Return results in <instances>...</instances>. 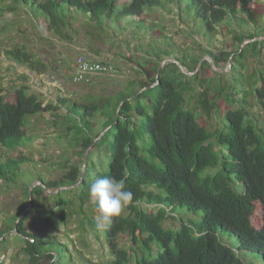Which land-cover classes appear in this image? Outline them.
Here are the masks:
<instances>
[{"label": "trees", "instance_id": "16d2710c", "mask_svg": "<svg viewBox=\"0 0 264 264\" xmlns=\"http://www.w3.org/2000/svg\"><path fill=\"white\" fill-rule=\"evenodd\" d=\"M171 1L178 16L183 13L200 22L203 30L215 31L210 38L218 32L216 27L239 18L236 29L241 30L233 32L236 44L219 54L209 49L193 56L167 49L147 52L138 72L140 81L99 99L58 98L56 104H44L26 84L16 89L14 101L0 94V144L20 145L28 116L45 111L55 115L65 107L69 121L64 137L80 149L74 152V162L64 163L66 171L60 178L40 176L32 188V201L23 202L0 227V246L7 243L10 232L23 242L25 264H73L67 244L27 229L26 220L33 212L51 229L64 226L69 234V224L75 221L80 231L93 232L102 244L104 240L109 256L101 264H264V129L246 106L250 90L264 111V84L258 86L264 81V69L249 73L253 77L239 75L228 84L209 60L198 68L208 54L219 69L231 62L230 74L235 77L249 55H260L264 39L258 38L264 30L254 32L249 25L259 23L258 5L264 0ZM163 5L162 0H14L8 9L15 12L22 7L32 21L45 22L47 32L71 49L78 45L75 36L82 33L86 51L101 56L105 52L92 40L112 43L118 29L125 32L135 20H145L150 10ZM247 39L251 41L241 46ZM4 54L38 73L51 67L25 46L8 48ZM171 57L197 71L188 75L173 61L162 65ZM206 68L219 77L201 78ZM242 79L250 88L239 98L233 89L244 85ZM221 97L224 109L218 103ZM97 113L103 117L100 130H95L93 120ZM213 113L220 114L223 124L212 131L207 122ZM96 152L99 159H94ZM20 161L10 158L0 163V178L13 179ZM63 186L72 187L60 189ZM25 191L30 199L29 188ZM258 211L261 225L254 223ZM169 219L179 226H166ZM122 235L130 239L129 246L120 244ZM224 236L233 237L237 247L229 246Z\"/></svg>", "mask_w": 264, "mask_h": 264}, {"label": "rangeland", "instance_id": "374dc122", "mask_svg": "<svg viewBox=\"0 0 264 264\" xmlns=\"http://www.w3.org/2000/svg\"><path fill=\"white\" fill-rule=\"evenodd\" d=\"M162 1L165 6L154 7L147 13L145 20L134 19V26L128 28L129 25H125V28H128L125 32V29L122 31L118 29L114 42L111 43L112 40L108 39L109 41L103 44L92 40L94 45L105 52L107 60L111 61L114 66V71L93 77L90 83H75L72 75L77 57L89 58L87 53L80 54L79 49H71L60 42L51 35L52 33L47 32L45 22L32 21L31 14L25 12L22 7L18 6L15 12L9 11L8 7L13 5L14 0H0V94L5 95L7 100L14 101L16 89L26 84L30 92L34 91L39 94L44 104L49 102L56 104L58 98L77 102H83L87 96L99 99L102 96L114 95L118 91L126 90L131 81H140V78L143 77L138 72L140 64H145L144 59L147 52L153 53L155 50L167 49L177 54L193 56L206 49L215 54H219V50L226 47L232 49L231 45L235 43L233 32L241 30V28L236 29V25H240L239 18L233 19L230 25L223 24L221 27H216L218 32L210 38L215 31L203 30V25L200 22L189 19L183 13L178 16V7L175 2ZM258 10L260 13L259 23L249 25L254 32L264 30L263 2L258 5ZM183 17L186 21H183ZM258 39H264V36H260ZM75 41L77 46H83L86 49L85 37L82 33L75 36ZM244 44L243 42L241 46ZM16 46L27 47L35 58L48 62L51 67L45 72L38 73L25 66L17 65L4 54V50ZM203 57L210 56L206 54ZM171 60H165L162 64ZM231 66L232 64L229 62L224 68H221L223 70L221 73L225 74L223 81L228 84L236 80L239 75L240 77L247 74L252 76L249 73L256 71L257 68L264 69V48L260 55H249L245 60V68H241L240 74H236L235 77L230 74ZM136 68L139 69L136 70ZM203 77L209 79L219 77V75L206 68L201 72V78ZM227 79H229L228 82ZM242 81L245 80L242 79ZM263 84V80L258 82V86ZM139 86L137 83L134 88L138 89ZM249 88L250 83L245 81L243 86L239 85L233 89V93H237L236 97L242 98L243 90H249ZM247 93L248 105L246 106L250 114L255 113L259 117L261 127L264 129V111L257 105L254 93L250 90ZM218 103L221 109L225 108L226 102L223 97L218 100ZM66 114L67 109L61 107L56 110L55 115L51 111H45L28 116L25 119L27 129L23 142L13 148L0 144V163H4L10 158L21 160L17 175L13 179L0 178V227L4 226L8 217L19 212L23 202L29 200L25 190L32 187L33 183H39L40 176L46 180L58 179L66 171L64 163L68 159L70 163L77 159L74 152L80 149L70 145L64 137L69 121ZM197 114L200 122L204 124V116L201 115V111H197ZM102 118L100 113L95 115L93 119L96 124L95 130L101 129ZM222 124L220 114L215 113L207 122V126L212 131L221 127ZM93 156L94 159H99L101 154L96 152ZM254 219L255 224L261 225V211L256 213ZM165 225L176 228L179 223L169 219ZM26 226L30 232L38 233L40 231L50 239H60L67 244L73 254V264H101L109 256L106 242L103 240L102 244L100 240L96 239L93 232L80 231L75 221L69 224L72 231L68 234L64 226H60L58 230L46 227L38 221L35 212H33L26 220ZM13 233L10 232L7 243L0 246V264H25V255L21 251L23 242L16 239ZM224 240L229 246L237 247V242L233 237L224 236ZM119 241L121 245H130V239L126 235H122ZM241 258L246 263L249 262L243 256Z\"/></svg>", "mask_w": 264, "mask_h": 264}, {"label": "built area", "instance_id": "2783aa9c", "mask_svg": "<svg viewBox=\"0 0 264 264\" xmlns=\"http://www.w3.org/2000/svg\"><path fill=\"white\" fill-rule=\"evenodd\" d=\"M112 71L114 66L110 61L78 56L72 76L75 83H90L93 77Z\"/></svg>", "mask_w": 264, "mask_h": 264}, {"label": "water", "instance_id": "95a60500", "mask_svg": "<svg viewBox=\"0 0 264 264\" xmlns=\"http://www.w3.org/2000/svg\"><path fill=\"white\" fill-rule=\"evenodd\" d=\"M254 40V39H253ZM251 40H247V41H244V43L246 44V43H248V42H250ZM204 59H207V60H209L210 61V63H211V66H212V68L213 69H215V70H218V71H223V70H221V69H219V68H217L216 66H215V64H214V62L212 61V59H211V57H207V58H205V57H203L201 60H200V62H199V65H198V68H199V66L201 65V63H202V61L204 60ZM171 61H173V62H175V63H177L178 64V66L180 67V69L184 72V73H186V74H188V75H193L196 71H189L187 68H185L178 60H176V59H172ZM164 64V63H163ZM162 64V65H163ZM123 104V102H121L120 103V105H119V107H118V110H117V115H118V112H119V109H120V106ZM108 129V128H107ZM107 129H105L103 132H102V134L103 133H105V131L107 130ZM86 155H85V160H86ZM85 166H86V164L84 163V165H83V168H82V177H83V175H84V172H85ZM40 183V182H39ZM36 184H38L37 182L36 183H33V185H32V187H30L29 188V192H30V202L32 201V188L34 187V186H36ZM78 185V184H77ZM72 186H70V187H67V186H63V187H60V189H67V188H71ZM49 191V190H48ZM25 212H23L20 216H19V218H18V220H17V222H16V224L19 222V220L21 219V217L23 216V214H24ZM14 230H16V226H15V229Z\"/></svg>", "mask_w": 264, "mask_h": 264}, {"label": "crops", "instance_id": "0c3cea01", "mask_svg": "<svg viewBox=\"0 0 264 264\" xmlns=\"http://www.w3.org/2000/svg\"><path fill=\"white\" fill-rule=\"evenodd\" d=\"M67 46L68 47H72V46H69V45H67ZM75 49L83 50L84 52L87 53V56L91 57V58L107 59L105 53H103L101 56H98V55L96 56V55L92 54L91 52L86 51V49L83 46H77L76 45Z\"/></svg>", "mask_w": 264, "mask_h": 264}, {"label": "clouds", "instance_id": "9594fccd", "mask_svg": "<svg viewBox=\"0 0 264 264\" xmlns=\"http://www.w3.org/2000/svg\"><path fill=\"white\" fill-rule=\"evenodd\" d=\"M251 262H253V261H251ZM249 263V262H248Z\"/></svg>", "mask_w": 264, "mask_h": 264}]
</instances>
